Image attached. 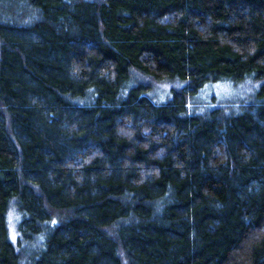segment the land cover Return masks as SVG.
I'll return each instance as SVG.
<instances>
[{
  "label": "trees",
  "instance_id": "1",
  "mask_svg": "<svg viewBox=\"0 0 264 264\" xmlns=\"http://www.w3.org/2000/svg\"><path fill=\"white\" fill-rule=\"evenodd\" d=\"M0 264H264V0H0Z\"/></svg>",
  "mask_w": 264,
  "mask_h": 264
},
{
  "label": "rangeland",
  "instance_id": "2",
  "mask_svg": "<svg viewBox=\"0 0 264 264\" xmlns=\"http://www.w3.org/2000/svg\"><path fill=\"white\" fill-rule=\"evenodd\" d=\"M136 79L147 81L153 87L151 89V96L157 102H165L172 95V90L179 88L181 85L178 82L171 81H157L150 78H144L140 74L134 73ZM254 84L251 81L242 83L232 82H212L202 88L200 93L191 99L189 105L190 111H205L213 108H220L226 110H238V106L243 99H248ZM16 218L11 216L10 232L12 237L17 233ZM16 231V232H15ZM23 255L30 253L34 244H25L23 246Z\"/></svg>",
  "mask_w": 264,
  "mask_h": 264
}]
</instances>
